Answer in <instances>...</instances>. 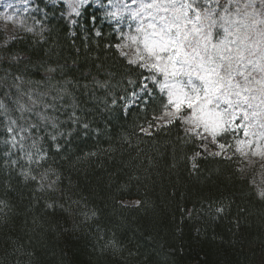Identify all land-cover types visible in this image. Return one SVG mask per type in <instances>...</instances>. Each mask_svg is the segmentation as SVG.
<instances>
[{"label":"trees","instance_id":"1","mask_svg":"<svg viewBox=\"0 0 264 264\" xmlns=\"http://www.w3.org/2000/svg\"><path fill=\"white\" fill-rule=\"evenodd\" d=\"M43 6L40 28L0 42V264H264L256 169L193 163L180 120L144 133L161 100L127 109L149 74L119 34Z\"/></svg>","mask_w":264,"mask_h":264},{"label":"snow or ice","instance_id":"2","mask_svg":"<svg viewBox=\"0 0 264 264\" xmlns=\"http://www.w3.org/2000/svg\"><path fill=\"white\" fill-rule=\"evenodd\" d=\"M142 7L152 11L132 38L137 58L129 63L164 77L172 118L208 145L238 115L245 135L251 128L264 137V0L243 7L239 0H152ZM182 106L189 111L182 114Z\"/></svg>","mask_w":264,"mask_h":264},{"label":"rangeland","instance_id":"3","mask_svg":"<svg viewBox=\"0 0 264 264\" xmlns=\"http://www.w3.org/2000/svg\"><path fill=\"white\" fill-rule=\"evenodd\" d=\"M151 2L152 0H42V5H39L36 0H0V42L21 37L31 32L33 26L40 28L39 19L45 15L44 4L59 8L71 26H75L82 16V11L89 8L90 12H98V18L102 23L111 26L114 32L119 34L115 48L129 62L137 58L138 45L133 43L132 38L140 36L137 29L142 24L147 25L149 13L152 11L142 5ZM142 69L149 74L148 80L142 84L139 92L130 95L127 109L145 105L146 98H151L156 92L161 100V111L154 116L153 123H148L142 128L144 133L150 134L157 128L173 122L175 109L168 104L167 89L162 88L164 77L148 69ZM188 111L186 106L181 107L182 114ZM245 123L238 115L236 120L228 125L227 133L217 136L211 145L207 142L202 143L201 136L192 132L199 143V151L192 157V162L203 156L234 159L241 167L256 169L259 174V189L264 190V137L251 135L254 131L251 128L248 129L249 135H245ZM199 131L202 132V129ZM220 144H224L225 147L221 149ZM123 204L135 206L137 202L125 201Z\"/></svg>","mask_w":264,"mask_h":264}]
</instances>
